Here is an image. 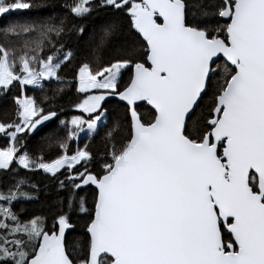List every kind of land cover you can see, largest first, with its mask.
<instances>
[{"label":"snow or ice","instance_id":"snow-or-ice-1","mask_svg":"<svg viewBox=\"0 0 264 264\" xmlns=\"http://www.w3.org/2000/svg\"><path fill=\"white\" fill-rule=\"evenodd\" d=\"M0 104V264H264V0H0Z\"/></svg>","mask_w":264,"mask_h":264},{"label":"trees","instance_id":"trees-1","mask_svg":"<svg viewBox=\"0 0 264 264\" xmlns=\"http://www.w3.org/2000/svg\"><path fill=\"white\" fill-rule=\"evenodd\" d=\"M60 2H63V0H60ZM48 14H49L48 12L41 13V15H48ZM100 23H101V19L95 18L89 24V31H91L92 27L97 26ZM126 26L127 25L125 24V27ZM130 71L131 70L129 69L128 71L123 72L122 82L126 81L128 79ZM71 77H72V72L69 71L68 72V79H71ZM30 94H32V93H30ZM36 95H39V93H36ZM49 95H51L50 92H49ZM69 96L71 97L72 100L77 99L74 85L72 86V90L69 92ZM80 98H82V97H80ZM106 99L108 102V106L110 108L115 106L116 101L114 99H111V98H106ZM63 106H64V112L62 113L61 118L70 119L73 115L79 114L78 111H76L75 109H73L69 106V104L67 103V98H65V102H64ZM4 107H5V105L0 104V111H2ZM140 111H141V114L146 119L149 118L152 114L151 106L147 105L146 103L140 104ZM46 131H47V129L42 130L40 133H37V135L31 139L30 148L32 146L36 145L37 142L40 141L41 136ZM88 139L89 138L86 137L85 139L80 140L79 141L80 146H83L84 142L87 141ZM4 143H5V138L3 137V135H0V147H2L4 145ZM92 146L93 147L96 146L95 142H93ZM75 147H76V145L73 144V148H75ZM32 180L39 182L41 185V191L37 194L39 198L37 200H32V201H21L15 205V208L18 209V208L22 207L25 209V211L23 213H21L22 217L31 218L32 216H41V215L48 216L49 217L48 225H49V227H51L52 219H51V215H50L49 205L53 199V196L45 194L43 187H42L44 181L42 180L41 176H33ZM94 194H95L94 186H90L87 189L86 193H82V195H86L89 206L91 205V203L93 201ZM86 219H87V216L85 214H82L79 212H77L76 214L73 215V218H72L73 228L66 231V237H67L66 243H68L70 246L75 247L76 245L81 243V241L83 240L84 232H85L84 223H85Z\"/></svg>","mask_w":264,"mask_h":264},{"label":"rangeland","instance_id":"rangeland-1","mask_svg":"<svg viewBox=\"0 0 264 264\" xmlns=\"http://www.w3.org/2000/svg\"><path fill=\"white\" fill-rule=\"evenodd\" d=\"M86 137H87V135L84 134V133H82V134H81V137H80V140L85 139Z\"/></svg>","mask_w":264,"mask_h":264},{"label":"water","instance_id":"water-1","mask_svg":"<svg viewBox=\"0 0 264 264\" xmlns=\"http://www.w3.org/2000/svg\"><path fill=\"white\" fill-rule=\"evenodd\" d=\"M111 99H114V100H115V98H111ZM141 103H146V102H141ZM141 103H140V104H141Z\"/></svg>","mask_w":264,"mask_h":264}]
</instances>
